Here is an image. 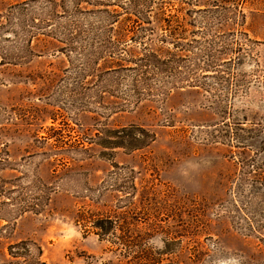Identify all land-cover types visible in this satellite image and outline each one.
Returning a JSON list of instances; mask_svg holds the SVG:
<instances>
[{
	"label": "rangeland",
	"instance_id": "rangeland-1",
	"mask_svg": "<svg viewBox=\"0 0 264 264\" xmlns=\"http://www.w3.org/2000/svg\"><path fill=\"white\" fill-rule=\"evenodd\" d=\"M83 208L153 264H264V0H0V264H129Z\"/></svg>",
	"mask_w": 264,
	"mask_h": 264
},
{
	"label": "trees",
	"instance_id": "trees-1",
	"mask_svg": "<svg viewBox=\"0 0 264 264\" xmlns=\"http://www.w3.org/2000/svg\"><path fill=\"white\" fill-rule=\"evenodd\" d=\"M141 18L139 16H137L136 22L137 25H141L139 20ZM110 41V40H108ZM132 128V129H130ZM133 128H138V131H136ZM135 130V131H133ZM117 134H115L114 140L112 141V143H115L116 146H126L125 144H132L134 146L136 145H145L146 142L148 141V138L152 139V137L148 136V134H146V136L142 135L140 136L141 131H145L144 128L136 126L134 124H131L129 126H125V127H121V129L116 130ZM139 143V144H138ZM118 170L113 171V174H121V170L124 169L123 167H120L119 165L115 166ZM121 217H119L118 215L115 216H111L108 214H103L100 212H94L91 209H86L83 208L82 210L79 211L78 214V219H77V223L81 224V226H83L84 231L87 232H94L95 234H97L99 237H101L102 239L105 238V236L109 237V235H112V243L116 244L117 247L116 249H119L121 246L124 248H129L132 249L135 245H139L141 246L140 251H138L136 254H133L135 256H133L132 259H134V261L131 259V262L129 264H153L154 263V259L152 257L151 254V250L147 249V247H143L144 244V239L142 238L141 241H139L138 239L136 240V238L127 236L128 232L130 231L129 227L127 225H124L126 223H122L120 220ZM120 230L123 231L124 233L127 232L124 237H121L119 235L116 234V232ZM144 235L149 236L148 232H144ZM115 237V238H114ZM110 238V237H109ZM110 241V239H109ZM143 241V242H142ZM39 255H41L42 251L41 248L38 246L37 247ZM30 252V247L28 244V241L26 240H21L19 242L16 243H12L9 245V253L11 254V256L18 258L21 257L24 253H28ZM38 264H47L44 261H37Z\"/></svg>",
	"mask_w": 264,
	"mask_h": 264
}]
</instances>
